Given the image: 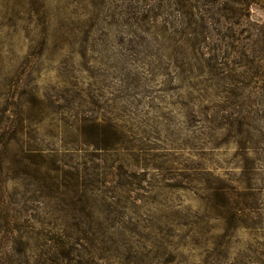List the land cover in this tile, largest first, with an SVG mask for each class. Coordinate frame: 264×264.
<instances>
[{
  "label": "rangeland",
  "instance_id": "rangeland-1",
  "mask_svg": "<svg viewBox=\"0 0 264 264\" xmlns=\"http://www.w3.org/2000/svg\"><path fill=\"white\" fill-rule=\"evenodd\" d=\"M262 67L264 0H0L11 261L264 264Z\"/></svg>",
  "mask_w": 264,
  "mask_h": 264
},
{
  "label": "trees",
  "instance_id": "trees-1",
  "mask_svg": "<svg viewBox=\"0 0 264 264\" xmlns=\"http://www.w3.org/2000/svg\"><path fill=\"white\" fill-rule=\"evenodd\" d=\"M186 3L189 2V0H185ZM192 1V0H190ZM192 3V2H191ZM184 13L186 14H190L192 15L193 12L190 11H184ZM261 73L264 75V67L261 68ZM241 109H236V113H239ZM3 221L4 224L0 225V232L5 230V228L7 227V221H6V215L3 216ZM5 237L0 235V264H14L11 260H12V256H11V252L13 251L12 247H8V243L5 244ZM5 244V245H4ZM60 245V244H59Z\"/></svg>",
  "mask_w": 264,
  "mask_h": 264
}]
</instances>
